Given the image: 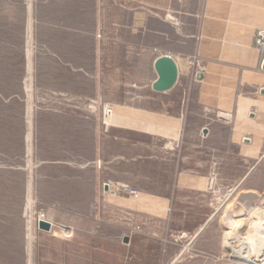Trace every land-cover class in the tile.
<instances>
[{
	"label": "rangeland",
	"instance_id": "1",
	"mask_svg": "<svg viewBox=\"0 0 264 264\" xmlns=\"http://www.w3.org/2000/svg\"><path fill=\"white\" fill-rule=\"evenodd\" d=\"M208 1L0 0V264L98 260L43 246L66 250L76 233L91 241L108 222L120 238L150 239L116 264H262L236 253L264 232V129L251 131V151L250 139L220 150L201 116L182 118L184 90L203 69L188 37ZM165 55L179 78L160 93L155 62ZM159 118L184 120L177 145L156 134ZM149 197L173 202L152 215ZM227 233L239 240L227 245Z\"/></svg>",
	"mask_w": 264,
	"mask_h": 264
},
{
	"label": "crops",
	"instance_id": "2",
	"mask_svg": "<svg viewBox=\"0 0 264 264\" xmlns=\"http://www.w3.org/2000/svg\"><path fill=\"white\" fill-rule=\"evenodd\" d=\"M193 17H203V22L199 34L188 37L190 54L201 59L203 69L191 88L184 90L186 101L182 118L201 116L204 124L200 129L204 134L207 131L205 140L220 150L228 143L239 145L240 140L250 139L251 143H245L251 151L255 146L251 131L264 129V70L261 69L262 52L256 45L257 33L264 30V0H209L204 12ZM201 74L203 77L199 78ZM225 115L230 117L226 119ZM183 119L164 121L159 118L150 125L158 136L165 132L162 138L177 145L183 137ZM227 130L230 137L226 135ZM211 158L223 159L221 154H213ZM188 178H193L188 182L194 183L197 179L194 175ZM193 186L195 188V184ZM172 202L170 197H149L146 205L155 215L170 208ZM125 214L131 216L130 212ZM130 220L124 216V224ZM114 226L108 222L99 233L91 235V241L85 239L89 236L76 233L66 250L44 245L43 253H68V257L72 253H97L101 256L98 260L77 257L76 264H116L117 253L147 252L145 244L150 243V239H144L141 234L120 238ZM127 238L129 243H125Z\"/></svg>",
	"mask_w": 264,
	"mask_h": 264
},
{
	"label": "water",
	"instance_id": "3",
	"mask_svg": "<svg viewBox=\"0 0 264 264\" xmlns=\"http://www.w3.org/2000/svg\"><path fill=\"white\" fill-rule=\"evenodd\" d=\"M155 70L158 74V78L153 85L154 91L164 93L172 90L176 86L179 78V67L170 55L158 58L155 62ZM202 77L203 75L201 74L199 78ZM206 132L205 130V134H207ZM39 228L43 231L50 232L52 230V224L40 220ZM125 243H129L128 238L125 240Z\"/></svg>",
	"mask_w": 264,
	"mask_h": 264
},
{
	"label": "bare ground",
	"instance_id": "4",
	"mask_svg": "<svg viewBox=\"0 0 264 264\" xmlns=\"http://www.w3.org/2000/svg\"><path fill=\"white\" fill-rule=\"evenodd\" d=\"M30 39V38H29ZM33 42V41H32ZM31 68V67H29ZM31 78V77H30ZM31 85V83H30ZM30 87V86H28ZM29 89V88H28ZM30 90V89H29ZM31 92V91H30ZM226 116V115H225ZM227 119L230 116H226ZM32 119V117H31ZM31 121V120H30ZM32 133V132H31ZM30 137V135H29ZM32 144V143H31ZM32 148V147H31ZM30 152V151H29ZM32 185V184H31ZM30 187V186H29ZM33 187V186H32ZM30 196V195H29ZM225 198V197H224ZM32 207V198L31 196L29 197L28 200V210L31 209ZM33 208V207H32ZM231 209V208H230ZM32 214V212L30 213ZM230 216V215H229ZM239 226V225H238ZM31 228V226H29ZM261 227V226H260ZM258 227V228H260ZM32 229V228H31ZM264 229V228H262ZM29 230V229H28ZM258 230V229H257ZM258 232V231H257ZM31 233V232H30ZM238 234V233H237ZM258 234H261L262 237L260 239H252L251 243H246L245 241H241L242 246L240 247V251L238 253H236L238 256L242 257L244 260L250 261L251 257L253 256V254H256L258 259L257 262H261L262 264H264V232H261V230L259 229ZM30 235V234H29ZM28 235V236H29ZM227 239H225L226 244L229 245V239L231 238H236L238 235L234 236V234L231 233H227ZM31 237V236H30ZM233 239V240H234ZM238 239V237L236 238V240ZM239 240V239H238ZM30 241V240H29ZM232 241V240H231ZM30 244V243H29ZM225 244V245H226ZM240 246V245H239ZM239 248V247H238ZM237 249V248H236ZM29 253V252H28ZM31 255V254H30ZM177 262V261H176ZM174 264V263H173Z\"/></svg>",
	"mask_w": 264,
	"mask_h": 264
},
{
	"label": "built area",
	"instance_id": "5",
	"mask_svg": "<svg viewBox=\"0 0 264 264\" xmlns=\"http://www.w3.org/2000/svg\"><path fill=\"white\" fill-rule=\"evenodd\" d=\"M256 45H257V47L262 52V65H261V69L264 70V30L259 31L257 33ZM120 188H121L122 191L126 192L131 197H133V198H139V192L137 190L131 189L130 187H127V186H121Z\"/></svg>",
	"mask_w": 264,
	"mask_h": 264
}]
</instances>
